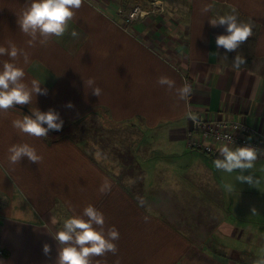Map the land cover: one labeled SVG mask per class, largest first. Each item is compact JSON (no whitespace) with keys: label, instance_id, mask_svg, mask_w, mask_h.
<instances>
[{"label":"crops","instance_id":"1","mask_svg":"<svg viewBox=\"0 0 264 264\" xmlns=\"http://www.w3.org/2000/svg\"><path fill=\"white\" fill-rule=\"evenodd\" d=\"M157 1L162 9L126 24L117 3L82 0L63 34L32 37L18 23L28 0H0V45L18 49L0 54V65L14 60L25 81H42L47 94L26 104L54 107L64 120L54 132L73 131L48 140L13 126L22 110L0 109V264H57L55 233L88 204L119 230L116 250L92 264H264V157L244 170L255 184L241 182L239 169H217L186 135L189 113L241 118L264 133V0ZM228 13L252 28L230 51L216 44L226 26L210 22ZM235 55L246 58L239 67ZM100 115L109 125L93 130L95 140L126 137L137 187L103 169L79 142L86 136L71 137ZM20 143L41 159L12 162L9 148Z\"/></svg>","mask_w":264,"mask_h":264},{"label":"clouds","instance_id":"2","mask_svg":"<svg viewBox=\"0 0 264 264\" xmlns=\"http://www.w3.org/2000/svg\"><path fill=\"white\" fill-rule=\"evenodd\" d=\"M81 3L82 0H28V5L20 14L18 23L21 30L32 37L37 34L43 37L59 36L66 30L68 21ZM210 22L213 25L219 23L226 26L224 32L217 34L216 44L228 51L236 49L252 31L251 25L239 19L235 13L220 15L210 19ZM73 35H76L75 31ZM5 52L9 57H16L18 49L14 44L7 48L0 45V54ZM245 59L244 56L235 55L233 63L239 67ZM24 76V68L14 60H5L0 65V109H8L15 104H30L33 94L35 97L37 94H47L48 89L41 86L42 81L32 79L27 82L23 79ZM159 83L172 87L174 81L167 76H161ZM93 91L98 94L99 90L93 89ZM178 91L183 97L190 92V87L184 85ZM67 106H72L71 101ZM30 109V113H25L12 121L14 127L35 136H46L50 130L62 128L63 117L54 107L41 110L36 106ZM258 151L259 148L253 144H237L232 139L220 146V156L214 160V165L217 169L226 172L239 169L236 180L255 184L256 178L253 173L244 170L253 168ZM9 153V159L12 162L21 160L24 156L31 161L41 159L36 149L28 143L11 145ZM107 187L109 185L106 182L101 186V191ZM104 224L103 212L92 204L86 205L81 213L69 215L63 219L62 227L54 235V238L62 245L58 249L57 264H92L91 256L115 251V241L119 237V230L115 226L105 228ZM43 251L45 253L50 251L48 243H44Z\"/></svg>","mask_w":264,"mask_h":264},{"label":"built area","instance_id":"3","mask_svg":"<svg viewBox=\"0 0 264 264\" xmlns=\"http://www.w3.org/2000/svg\"><path fill=\"white\" fill-rule=\"evenodd\" d=\"M160 9L161 3L157 0H153L149 8L133 5L125 13L124 22L130 24L143 18L149 11ZM189 119L190 126L186 131L189 147H199L204 153L217 158L220 156V146L233 139L237 144L255 145L259 148L257 157H264V133L256 131L243 119L212 113H189Z\"/></svg>","mask_w":264,"mask_h":264},{"label":"rangeland","instance_id":"4","mask_svg":"<svg viewBox=\"0 0 264 264\" xmlns=\"http://www.w3.org/2000/svg\"><path fill=\"white\" fill-rule=\"evenodd\" d=\"M153 0H109L110 3H117L118 7H121V9H123V11H126L133 5H139L143 8H149L150 3ZM24 106H26L30 111H31V107L29 106V104H22ZM12 108L18 109L14 106H11ZM19 110V109H18ZM24 114L26 113L25 111H23ZM89 121V120H88ZM87 121V123H88ZM92 123H88L86 124V126H84V128L80 131L78 130V132L80 133H74L73 138L75 139H79L81 137V135H84L87 137V141H79L81 143H84V145H88V148H86L87 151H89V153H91L94 157H97V159H99V165L106 170L109 171H121V175H119V180H121L122 182H129L130 186L133 187H137V179H130V177L132 175H136L138 174L137 170V163L135 161V159L126 151L127 148H125L123 145L125 144V141H123L126 137L122 134L121 138L119 139V134L118 135H113L116 136L115 140H111L110 143H107V140H105L104 137H102V141L99 140H95L96 138L99 137V133H97L98 137H94L93 135V130H97L102 132V129L100 128L99 124L102 125H109V123L107 122V120L102 117V115L100 116H95L94 119L91 120ZM189 128V127H188ZM69 127L65 126L64 130H62V132H58L54 130H50L48 135H46L45 137L48 140H51L53 138H55L53 135H57V136H64V134H69L72 133L73 131H69L68 130ZM136 131L133 132V135H136ZM105 134V133H104ZM187 135V134H186ZM105 136V135H103ZM124 136V138H123ZM81 140V139H79ZM188 140V137H187ZM99 144H102V146H99ZM187 146L189 147V142L187 141ZM192 146V145H190ZM193 147V146H192ZM191 149H196V150H200L199 147L198 148H192ZM201 151V150H200ZM103 152V153H101ZM203 152V151H202ZM126 153V154H125ZM103 154V155H102ZM125 154V155H124ZM134 161V162H132ZM97 163V164H98ZM261 174V173H259ZM236 181V180H235ZM236 186H239V184H236ZM248 187H252L253 185H247ZM257 186H259V183L257 184Z\"/></svg>","mask_w":264,"mask_h":264},{"label":"water","instance_id":"5","mask_svg":"<svg viewBox=\"0 0 264 264\" xmlns=\"http://www.w3.org/2000/svg\"><path fill=\"white\" fill-rule=\"evenodd\" d=\"M14 107L18 108L19 110L25 111L26 113H30L31 111L22 104H15Z\"/></svg>","mask_w":264,"mask_h":264}]
</instances>
